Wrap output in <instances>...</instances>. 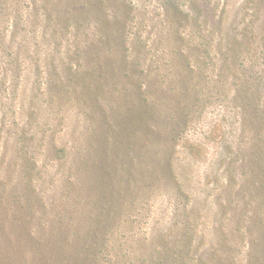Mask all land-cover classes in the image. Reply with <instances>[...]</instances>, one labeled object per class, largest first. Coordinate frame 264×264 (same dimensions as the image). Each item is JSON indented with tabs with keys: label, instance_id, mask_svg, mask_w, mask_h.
Instances as JSON below:
<instances>
[{
	"label": "trees",
	"instance_id": "trees-1",
	"mask_svg": "<svg viewBox=\"0 0 264 264\" xmlns=\"http://www.w3.org/2000/svg\"><path fill=\"white\" fill-rule=\"evenodd\" d=\"M60 2L65 4L61 20L70 22L72 30L66 48L47 53L42 100L49 110H79L84 123L73 129L74 121L65 133L72 144L58 145L52 131L41 133L45 152L56 153L61 161L59 204L44 201L33 178L39 165L20 146L35 137L22 131L16 143L2 147L0 264H264L263 152L252 145L251 151L236 155L227 141L206 174L213 181L220 165L226 170L225 186L213 200L186 196L185 206H176L162 228L132 245L113 244L133 225L139 198L166 186L183 192L174 166L181 129L189 125L192 107L214 95L219 83L207 80L204 62L193 61L199 50L180 36L188 13L173 1L163 0L159 22L147 18L158 29L150 35L141 31L146 28L137 20L141 9L132 0ZM204 21L208 35L202 52L209 56L215 45L225 49L220 66L211 72L216 79L229 78L237 40L222 20L213 32ZM158 45L167 52L168 70L157 65L160 57L153 46ZM233 89L230 81L229 94ZM249 89L245 83L240 91L244 104ZM24 90L26 102L34 106L37 96L30 95L28 86ZM235 156L244 160L243 175L250 177L239 189ZM38 212L47 215L48 224L40 225ZM200 218L208 219L203 228L197 224ZM126 235L121 238L132 236Z\"/></svg>",
	"mask_w": 264,
	"mask_h": 264
},
{
	"label": "rangeland",
	"instance_id": "rangeland-1",
	"mask_svg": "<svg viewBox=\"0 0 264 264\" xmlns=\"http://www.w3.org/2000/svg\"><path fill=\"white\" fill-rule=\"evenodd\" d=\"M60 1L65 0H5L0 9V152L3 146L16 143L23 134L22 131L27 138L35 137L31 141H22L20 146L39 165V173L33 178L44 201L58 204L62 196L58 166L61 161L56 153L45 152L46 142L41 139V133L52 131L56 134L55 142L58 145L68 142L72 144L65 133L71 129L74 121L73 129L84 123L79 118V110L67 113L56 111L57 109L49 110V105L42 100L48 65L45 63L47 53L55 54L66 48L70 39L68 34L72 30L70 22L61 20L65 4ZM132 1L137 9H141L137 20L142 21L146 27L145 30L140 27L141 31L149 35L158 33V29L153 28L147 18L156 19L157 22L161 20L163 0ZM171 1L188 13L186 19L189 22L180 26V36L199 50L200 53L197 54L200 56L193 61L204 62V75L208 76V81L211 78L217 81L219 90L192 107V119L189 125L181 129L182 139L176 149L174 166L183 192L178 193L173 186H166L154 190L150 198H139L133 225L127 228L128 231L122 230L119 233L125 236L129 233L132 236L122 239V235L118 234L115 239L117 242L113 243L116 245H132L152 229H160L168 224L174 217L173 209L185 206L186 196L190 195L198 201L205 198L213 200V196L225 186L226 170L220 165L213 181L207 179L206 174L220 148L224 146V141L232 144L236 155L251 151L250 147L257 145L264 157V0ZM143 8L146 12L144 14ZM204 20L209 21L211 32L215 31L218 22L222 20L223 26L230 27V34L237 40L234 45V72L229 78L223 75L216 79V74L211 72L220 66V55L226 50L210 45L213 49H210L211 54H205L203 36L208 34ZM200 23L203 28H200ZM85 26H89V23ZM89 29L91 30V26L85 28L86 33ZM14 33L19 37L18 41L14 40L17 39ZM20 44L23 46L16 48ZM153 48H157L155 51L160 57L158 67L168 70L169 58L164 47L158 45ZM230 81L234 87L233 94L228 91ZM245 83L250 87L246 104L240 100V91ZM27 86L32 91L30 95L34 93L37 96L32 107L23 94ZM32 109L37 111L33 113ZM78 129L82 127L79 126ZM234 161L237 189L240 185L245 186V181L250 177L243 175L247 168L241 156H235ZM259 162L264 175V158ZM37 214V221L42 223L40 225L48 224L45 221L47 215L43 218L40 212ZM200 219L197 224L203 228L208 224V219Z\"/></svg>",
	"mask_w": 264,
	"mask_h": 264
}]
</instances>
